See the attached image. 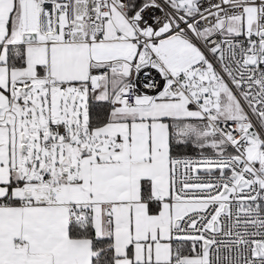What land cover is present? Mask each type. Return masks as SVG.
<instances>
[{"label":"snow or ice","instance_id":"obj_1","mask_svg":"<svg viewBox=\"0 0 264 264\" xmlns=\"http://www.w3.org/2000/svg\"><path fill=\"white\" fill-rule=\"evenodd\" d=\"M0 264H264V0H0Z\"/></svg>","mask_w":264,"mask_h":264}]
</instances>
